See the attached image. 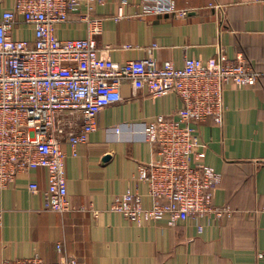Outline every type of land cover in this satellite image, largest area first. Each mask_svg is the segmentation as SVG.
I'll list each match as a JSON object with an SVG mask.
<instances>
[{"label": "crops", "instance_id": "1", "mask_svg": "<svg viewBox=\"0 0 264 264\" xmlns=\"http://www.w3.org/2000/svg\"><path fill=\"white\" fill-rule=\"evenodd\" d=\"M141 2L107 0L95 8L94 17L102 18L96 40L104 57L123 63L154 45L159 63L181 67L187 57L206 59L221 50L231 59L242 56L261 73L256 85L226 86L222 125H197L206 145L201 162L221 173L211 202L228 205L231 214L135 223L110 210L114 197L126 191L151 206L147 184L136 175L139 163L155 159L156 147L138 139L139 124L181 106L175 93L152 97L125 81L122 99L100 111L87 141L63 143L69 211L45 208L43 168L20 173L0 189V262L37 254L45 262L73 257L76 264H264V0H174L177 8L188 9L184 18L141 16ZM12 8L13 0H0V17ZM55 33L59 39L82 38L85 23L72 16ZM12 35L31 40L33 29L21 23ZM125 123L130 127L121 135L112 131ZM30 182L38 191L28 189Z\"/></svg>", "mask_w": 264, "mask_h": 264}, {"label": "built area", "instance_id": "2", "mask_svg": "<svg viewBox=\"0 0 264 264\" xmlns=\"http://www.w3.org/2000/svg\"><path fill=\"white\" fill-rule=\"evenodd\" d=\"M107 0H13V8L0 17V189L16 176L35 168L47 172L45 208L65 213L70 210L64 170L63 143H85L97 129L100 111L122 99L120 87L129 81L135 91L145 88L152 97L175 93L181 106L170 115H157L140 125L138 139L156 147L155 159L139 163L137 180L145 182L152 200L142 206V196L126 191L114 197L110 210L130 222L156 221L168 217L172 223L204 215L231 214L228 205L211 202L212 189L221 173L202 163L205 143L197 125L211 121L222 125L224 91L229 84L253 86L261 73L242 56L187 57L181 67L171 61L159 63L147 54L123 63L104 57L97 47L102 18L95 8ZM129 0H120L126 5ZM188 9L177 8L174 0H142L141 16L173 15L184 18ZM74 16L85 23L86 36L59 39L57 24ZM30 25L33 39H15L18 24ZM79 116V123L74 117ZM129 124L114 126L121 135ZM28 189L38 191L35 182ZM198 230L201 226L198 225ZM56 249L62 251V244ZM0 264H76L45 262L37 254L2 259Z\"/></svg>", "mask_w": 264, "mask_h": 264}]
</instances>
